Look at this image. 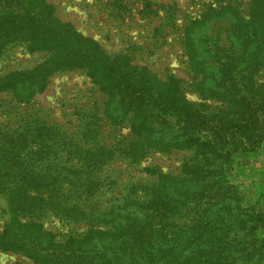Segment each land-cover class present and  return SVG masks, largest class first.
Listing matches in <instances>:
<instances>
[{
	"label": "trees",
	"instance_id": "trees-1",
	"mask_svg": "<svg viewBox=\"0 0 264 264\" xmlns=\"http://www.w3.org/2000/svg\"><path fill=\"white\" fill-rule=\"evenodd\" d=\"M140 2L145 16L164 8ZM112 3L130 12L133 0ZM209 3L181 22L172 19L193 86L215 101L194 104L181 78L132 64L130 52L108 54L62 22L47 0L0 2V50L23 43L30 52L46 53L32 68L0 76V93L29 103L54 73L83 70L106 96L99 119L115 132L129 129L108 146L89 141L101 129L86 121L90 115L79 117L81 125L68 133L41 125L8 130L3 124L0 214L6 220L0 251L21 252L38 264H206L203 254L214 264H264V214L244 207L224 166L231 137L254 143L252 150L264 146V0ZM181 150L193 155L180 173L148 166L143 170L158 174L157 180L134 183L110 206L90 200L103 160L137 163L152 151ZM50 211L88 226L60 235L45 226Z\"/></svg>",
	"mask_w": 264,
	"mask_h": 264
},
{
	"label": "rangeland",
	"instance_id": "rangeland-1",
	"mask_svg": "<svg viewBox=\"0 0 264 264\" xmlns=\"http://www.w3.org/2000/svg\"><path fill=\"white\" fill-rule=\"evenodd\" d=\"M3 1L5 0H0ZM47 1L54 6L55 14L62 22L71 23L77 32L95 40L108 54L130 52L132 64L148 65L162 78L168 74L181 78L184 81L183 92L194 104L215 103L213 100H205V94L193 86V74L187 67L186 55L178 41L179 31L172 24V19L177 18L178 22L180 18L181 22L186 13L195 14L198 10H203L207 3L216 0H151L154 3L151 9H159V4L164 5V8L159 14L150 16L143 13L144 7L140 0L138 2L133 0L130 12L117 11L113 6V0ZM174 13L176 16H171ZM157 27H161L160 32L156 31ZM45 55L43 51L30 52L23 43L6 45L0 50V76L14 70L32 68L43 61ZM49 80L45 91L37 94L29 103H19L12 93L1 92L0 127L5 124L3 128L8 130H26L25 128L41 125L70 132L77 130L76 125H81L79 117L90 115L86 121L93 119L97 125L101 124V129L98 138H90L89 141L111 146L119 132H129L127 127L115 132L105 119H99L103 116L102 109L106 96L91 82L85 71L57 72ZM252 146L254 143L252 145L249 142L240 143L238 136L231 137L230 157L224 162V166L229 181L239 187L244 207H252L257 214H264V198L259 192L264 181V146L259 145L260 148L257 150H252ZM192 155V150L173 151L167 154L152 151L137 163L125 158L105 159L104 164L95 172L97 186L95 194L89 196L90 200L98 201L99 204H106L109 201L107 204L110 206L116 197H122L127 193L134 183L157 180L158 174L147 173L143 170L145 167L157 168L159 173L178 174L181 165ZM50 165L55 167V160ZM0 205L5 206L1 194ZM50 212L51 216L45 226L60 235L72 228L81 231L88 226L82 221L64 219L54 211ZM5 215L0 214V229L4 227ZM214 259L206 254L202 257L206 264H214ZM238 262H241V259H238L236 264ZM0 264L38 263L21 252L0 251ZM249 264L261 262L252 261Z\"/></svg>",
	"mask_w": 264,
	"mask_h": 264
}]
</instances>
